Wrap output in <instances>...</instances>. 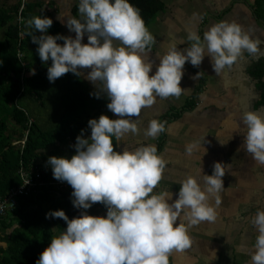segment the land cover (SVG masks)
<instances>
[{
  "label": "clouds",
  "instance_id": "clouds-1",
  "mask_svg": "<svg viewBox=\"0 0 264 264\" xmlns=\"http://www.w3.org/2000/svg\"><path fill=\"white\" fill-rule=\"evenodd\" d=\"M78 12L81 18L68 17L66 24L75 37L49 35L53 19L33 16L27 21L36 30L32 42L38 45L41 61H51L47 68L50 82L69 72L87 79L95 88L90 95L106 97L107 108L119 118L102 114L90 119L91 135L85 138L86 130H81L74 155L49 157L47 165L54 178L73 188L72 203L81 211L72 219L64 210L47 213V218H62L67 227L51 238L36 264H169L173 250L191 247L190 226L215 220L209 201L215 197L220 202L228 164L215 162L211 175L204 174L202 167L197 175L188 174L179 182L174 199L177 194L169 189L154 191L165 168L154 144L129 146L122 152L115 146L138 130L136 118L143 109L153 106L157 98L179 97L185 91L181 80L186 62L199 67L208 56L217 74L245 52L260 50L261 40L253 39L236 22L220 21L203 37L190 31L187 48L170 44L157 56L160 63L150 75L154 62L146 50L155 37L130 0H79ZM86 34L88 43L83 42ZM31 74H36L35 69ZM203 74L198 72L193 79ZM242 123L243 145L253 159L264 164V115L245 111ZM163 129L159 120L152 119L145 133L156 137ZM97 202L105 205L106 215L89 214ZM253 225L257 235L251 264H264V210L256 212ZM6 246L0 241V247Z\"/></svg>",
  "mask_w": 264,
  "mask_h": 264
},
{
  "label": "crops",
  "instance_id": "crops-1",
  "mask_svg": "<svg viewBox=\"0 0 264 264\" xmlns=\"http://www.w3.org/2000/svg\"><path fill=\"white\" fill-rule=\"evenodd\" d=\"M76 1L78 0H65L64 5L68 7ZM253 2L254 0H162V10L147 25L155 37V43L146 50L149 61L154 62L150 75L155 73L156 66L160 63L157 56L163 55L170 44H177L179 49L187 48L190 31H196L203 37L210 26L220 21L236 22L253 39L261 40L260 50L256 53L245 52L233 65L217 74L208 56H205L199 67L186 62L181 80V87L185 91L179 97L157 98L153 106L143 109L136 118L138 130L130 132L115 146V150L121 152L125 147L142 143L156 146L159 134L150 137L145 133L149 121H160L163 109L169 112L179 110L187 99L196 94L195 108L181 113L177 120H171L165 126L164 141L158 153L165 161V168L162 180L154 191L169 189L177 194L174 196L176 199L181 180L186 179L188 174L197 175L201 167L204 174L211 175L215 162L228 164L223 177L225 189L219 193L218 204L215 197H211L209 201L215 209V220L190 226L191 247L183 251L173 250L169 255V264H251V249L257 235L253 225L254 217L250 216L251 207L258 204L259 210H264V193L254 188L255 183L264 181V164L253 159L252 154L247 152L242 136L245 131L243 113H264V108H254L258 99L256 81L248 73L254 63L264 59V24L256 18L252 9ZM10 4L12 5V0H0V6ZM66 13L63 12L60 17L64 18ZM57 16L59 14L55 15V19ZM83 42L88 43L87 34ZM198 72L204 74L198 80L193 79ZM199 86L201 88L197 92ZM221 96L225 99H221ZM209 104L219 108V105L228 107L231 104L230 110L225 108L223 113L228 117L233 116L236 124L240 123L236 134L228 132L229 128L236 126L232 122L229 128L225 129L224 126L221 131L216 129L222 116L216 117L217 111L210 110ZM106 115L111 119L119 118L110 110ZM212 251L216 252V257L210 259Z\"/></svg>",
  "mask_w": 264,
  "mask_h": 264
},
{
  "label": "trees",
  "instance_id": "trees-1",
  "mask_svg": "<svg viewBox=\"0 0 264 264\" xmlns=\"http://www.w3.org/2000/svg\"><path fill=\"white\" fill-rule=\"evenodd\" d=\"M130 2L140 10L146 27L163 7L162 0ZM78 3L79 0L69 9L71 16L80 19ZM55 5L53 0H12V5L0 6V197L20 186L18 169L21 166L25 170L35 168L40 180H47L49 157H63L69 150V141L76 144L81 130L91 131L90 119L109 112L108 99L90 95L95 88L81 77L69 72L54 83L49 81L47 68L51 61L47 64L41 61L36 51L38 45L32 42L36 30L29 27L27 21L36 15L44 16L42 7L55 8ZM252 9L264 24V0H254ZM54 14L56 11L46 15L54 22L48 34L71 35ZM33 69L35 75L31 74ZM248 73L256 81L258 99L254 108H264V59L254 63ZM195 98L193 94L179 110H171L160 120L164 129L159 133L158 153L166 124L177 120L181 113L193 110ZM32 177L36 182L34 175ZM71 193L40 186L18 195L13 211L0 218V241L7 243L6 247H0V264H36L51 238L67 227L62 218H47V213L64 210L70 219L80 214L81 210L72 203ZM88 212L106 215L107 208L97 202Z\"/></svg>",
  "mask_w": 264,
  "mask_h": 264
},
{
  "label": "built area",
  "instance_id": "built-area-1",
  "mask_svg": "<svg viewBox=\"0 0 264 264\" xmlns=\"http://www.w3.org/2000/svg\"><path fill=\"white\" fill-rule=\"evenodd\" d=\"M91 131H88L84 134L85 138L90 137ZM21 144H24V140L21 141ZM75 143L69 141V150H66V153L63 157H68L70 158L72 155L75 154L76 149H75ZM49 168V173L47 175V180H43L41 178L40 180V175L37 173L35 168H31L30 170H25L23 167H19L18 169V176L20 179V186L16 188H11L5 197H0V218L4 217L7 212L13 211L14 207L16 206L15 198L18 195L27 193L31 191L32 189L34 190L37 187L40 186H46V187H54L55 190L58 191H74L73 188L66 182V181H60L54 178L53 172L50 166ZM36 180L33 181V177Z\"/></svg>",
  "mask_w": 264,
  "mask_h": 264
},
{
  "label": "rangeland",
  "instance_id": "rangeland-1",
  "mask_svg": "<svg viewBox=\"0 0 264 264\" xmlns=\"http://www.w3.org/2000/svg\"><path fill=\"white\" fill-rule=\"evenodd\" d=\"M3 1V0H2ZM36 1H46V0H36ZM54 2H55V8L54 7H52V6H50V8H47V7H42V12H43V14H44V16H46L47 15V13H49V12H51V13H54L55 11H56V14L58 15L59 14V16H58V19H62V24L65 26V27H67L66 26V24H67V19H68V17H72L71 16V12H70V9H71V6H73L72 4H70V6H68V7H66L64 4H66L65 3V0H53ZM9 1H7V3H8ZM57 6V7H56ZM64 7H66L67 8V13H66V10H64L65 8ZM69 7H70V9H69ZM57 9V10H56ZM68 9H69V11H68ZM63 12H65L66 13V16L64 17V18H61L60 16H61V14H63ZM56 14H54V17H55V15ZM57 18V17H56ZM261 20V19H260ZM67 31H69L68 29H66V32ZM69 34H71L70 36H73L74 37V35H75V33H72V32H69ZM0 36H1V30H0ZM58 43H63V41H58ZM82 79L83 80H85L87 83H89V85H91V86H93V84L89 81L88 82V80L87 79H85V78H83L82 77ZM219 97V96H218ZM221 99H225V97L224 96H221ZM210 105V104H209ZM161 106L163 107V103H161ZM220 106V108L219 107H213V106H211L210 105V107L211 108H209L210 110H213L214 112H216L215 113V116L217 117L218 115H221L222 116V118H221V120L219 121V125L217 124L216 125V129H219L220 131L221 130H223L224 129V126H225V129L226 128H229L232 124H231V122L233 123V124H236L235 122H233V120L234 121H236L235 119H233L234 117L233 116H230V117H228V116H226L223 112L225 111V108H228L229 110H230V108H231V104L228 106V107H226V106H223V105H219ZM216 110V111H215ZM263 112V111H262ZM169 113V111L166 109V110H164L163 109V111H162V113H160V118L162 117V120H163V117H165V116H167V114ZM259 113H260V111H259ZM260 114H262V113H260ZM106 115V114H105ZM262 115H264V113L262 114ZM241 122V121H240ZM171 123V122H170ZM238 130L239 129H237L236 128V126L235 127H233L232 129H230L229 128V133H233V134H236L237 132H238ZM233 160H236L235 158H233ZM235 171H236V169H235ZM258 182V181H257ZM254 188H256L257 190H259L260 192H263L264 193V181L263 180H261L260 182H258V183H255V185H254ZM262 200H263V198H261ZM264 201V200H263ZM260 209V206H258V204L256 205V206H254V207H251V211H252V213L250 214V216H253V217H255L254 216V214H256V212L258 211ZM254 213V214H253Z\"/></svg>",
  "mask_w": 264,
  "mask_h": 264
},
{
  "label": "water",
  "instance_id": "water-1",
  "mask_svg": "<svg viewBox=\"0 0 264 264\" xmlns=\"http://www.w3.org/2000/svg\"><path fill=\"white\" fill-rule=\"evenodd\" d=\"M262 80L264 81V75H263V77H262Z\"/></svg>",
  "mask_w": 264,
  "mask_h": 264
}]
</instances>
